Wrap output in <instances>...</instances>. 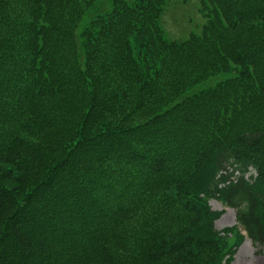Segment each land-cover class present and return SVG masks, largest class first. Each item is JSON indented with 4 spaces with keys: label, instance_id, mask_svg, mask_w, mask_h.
<instances>
[{
    "label": "trees",
    "instance_id": "trees-1",
    "mask_svg": "<svg viewBox=\"0 0 264 264\" xmlns=\"http://www.w3.org/2000/svg\"><path fill=\"white\" fill-rule=\"evenodd\" d=\"M98 1L0 0V264H232L209 199L264 244V0L185 39Z\"/></svg>",
    "mask_w": 264,
    "mask_h": 264
},
{
    "label": "rangeland",
    "instance_id": "rangeland-1",
    "mask_svg": "<svg viewBox=\"0 0 264 264\" xmlns=\"http://www.w3.org/2000/svg\"><path fill=\"white\" fill-rule=\"evenodd\" d=\"M104 7L108 8L110 0H99ZM97 3V4H98ZM100 9V7H99ZM201 0H171L166 7L163 15V28L165 34L170 39H185L191 32H197L205 22V17L201 12ZM229 74L220 73L213 76L210 81L214 82L221 77L225 78ZM7 168H12L8 165ZM14 168V167H13ZM209 205L215 211H222V215L214 221L215 228L222 233V235L229 236L230 242L233 244L236 240V235L230 232L228 228L236 227L237 231L242 235H237L238 238H243L242 243L238 246L232 264H264V244L254 245L249 239L247 231L243 226L238 224L236 219V212L217 198H210ZM226 259V258H225ZM225 259L222 264H225Z\"/></svg>",
    "mask_w": 264,
    "mask_h": 264
}]
</instances>
